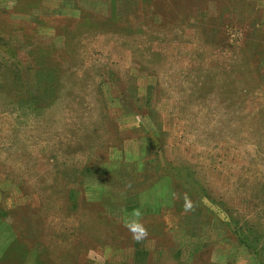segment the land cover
I'll list each match as a JSON object with an SVG mask.
<instances>
[{
	"label": "rangeland",
	"instance_id": "374dc122",
	"mask_svg": "<svg viewBox=\"0 0 264 264\" xmlns=\"http://www.w3.org/2000/svg\"><path fill=\"white\" fill-rule=\"evenodd\" d=\"M0 264H264V0H0Z\"/></svg>",
	"mask_w": 264,
	"mask_h": 264
},
{
	"label": "trees",
	"instance_id": "16d2710c",
	"mask_svg": "<svg viewBox=\"0 0 264 264\" xmlns=\"http://www.w3.org/2000/svg\"><path fill=\"white\" fill-rule=\"evenodd\" d=\"M234 234L241 246L245 247L248 251L257 253L258 241L252 240V242H250L251 239L248 235L253 234L250 229H244V227H239L237 230L234 231Z\"/></svg>",
	"mask_w": 264,
	"mask_h": 264
},
{
	"label": "clouds",
	"instance_id": "9594fccd",
	"mask_svg": "<svg viewBox=\"0 0 264 264\" xmlns=\"http://www.w3.org/2000/svg\"><path fill=\"white\" fill-rule=\"evenodd\" d=\"M147 235V230L143 227H140L139 229L133 230V239L135 240H141Z\"/></svg>",
	"mask_w": 264,
	"mask_h": 264
}]
</instances>
